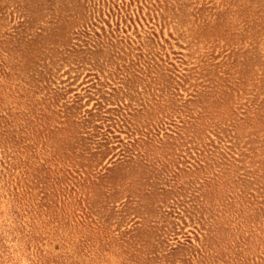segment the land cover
Wrapping results in <instances>:
<instances>
[{"label": "rangeland", "instance_id": "rangeland-1", "mask_svg": "<svg viewBox=\"0 0 264 264\" xmlns=\"http://www.w3.org/2000/svg\"><path fill=\"white\" fill-rule=\"evenodd\" d=\"M0 264H264V0H0Z\"/></svg>", "mask_w": 264, "mask_h": 264}, {"label": "trees", "instance_id": "trees-1", "mask_svg": "<svg viewBox=\"0 0 264 264\" xmlns=\"http://www.w3.org/2000/svg\"><path fill=\"white\" fill-rule=\"evenodd\" d=\"M96 106H98V110H102V109H103L100 103H99V104H96ZM98 112H99V111H98ZM87 113H88V117H89V119H92V118L95 117V116L101 118V116H99V115H97V114H95V113H91V112H87ZM102 119H103V118H102ZM104 119H105V118H104ZM87 122H89V121H84V122H83V125H85ZM94 128H96V127L94 126Z\"/></svg>", "mask_w": 264, "mask_h": 264}]
</instances>
